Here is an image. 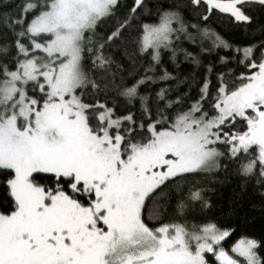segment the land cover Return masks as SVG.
Returning a JSON list of instances; mask_svg holds the SVG:
<instances>
[{
	"label": "snow or ice",
	"instance_id": "1",
	"mask_svg": "<svg viewBox=\"0 0 264 264\" xmlns=\"http://www.w3.org/2000/svg\"><path fill=\"white\" fill-rule=\"evenodd\" d=\"M0 9V264H264L209 198L264 199V0Z\"/></svg>",
	"mask_w": 264,
	"mask_h": 264
},
{
	"label": "trees",
	"instance_id": "2",
	"mask_svg": "<svg viewBox=\"0 0 264 264\" xmlns=\"http://www.w3.org/2000/svg\"><path fill=\"white\" fill-rule=\"evenodd\" d=\"M12 2L18 3L19 0H12ZM167 2H172V0H167ZM212 27H215L217 31L222 29L227 31L225 22L216 21ZM181 67L184 65L182 64ZM190 71L191 68L184 70L185 74ZM217 180L219 182L215 184L214 191L209 194L212 219L224 227L229 225L236 227L240 224L242 232L251 235L264 234V199L261 198L259 192L250 186L245 188L242 181L235 175L221 174ZM240 234L238 232L232 237V241Z\"/></svg>",
	"mask_w": 264,
	"mask_h": 264
}]
</instances>
